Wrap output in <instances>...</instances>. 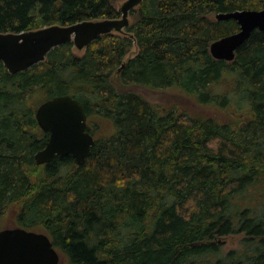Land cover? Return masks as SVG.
Segmentation results:
<instances>
[{
    "label": "trees",
    "instance_id": "trees-1",
    "mask_svg": "<svg viewBox=\"0 0 264 264\" xmlns=\"http://www.w3.org/2000/svg\"><path fill=\"white\" fill-rule=\"evenodd\" d=\"M115 1L0 0V32L120 18ZM262 8L144 0L123 32L81 55L69 42L24 71L0 61V229L44 231L69 264H264V32L231 62L210 53L239 30L216 14ZM117 82L177 89L219 115L167 108ZM61 94L83 103L96 140L82 165L35 159L49 136L36 109Z\"/></svg>",
    "mask_w": 264,
    "mask_h": 264
},
{
    "label": "water",
    "instance_id": "water-1",
    "mask_svg": "<svg viewBox=\"0 0 264 264\" xmlns=\"http://www.w3.org/2000/svg\"><path fill=\"white\" fill-rule=\"evenodd\" d=\"M143 1L125 0L120 7V18L54 24L19 33L0 32V61L9 72L16 73L44 61L59 45L72 42L78 49H84L101 35L123 32L130 25V11ZM216 18L236 20L239 30L211 43L210 53L215 59L233 61L238 48L254 30L264 32V8L220 12ZM36 119L41 129L49 134L45 147L35 154L38 164L71 155L82 165L92 154L96 140L89 131L88 114L78 98L71 94L49 98L37 107ZM60 257L44 231L21 226L0 229V264H59Z\"/></svg>",
    "mask_w": 264,
    "mask_h": 264
},
{
    "label": "rangeland",
    "instance_id": "rangeland-1",
    "mask_svg": "<svg viewBox=\"0 0 264 264\" xmlns=\"http://www.w3.org/2000/svg\"><path fill=\"white\" fill-rule=\"evenodd\" d=\"M125 0H116L115 4L120 9L122 4ZM212 16V15H211ZM214 17V16H212ZM74 52L81 55L85 52L84 49H78L77 47H74ZM138 52V48L136 45L133 46L131 51L128 53L126 59L134 56ZM117 85L119 89L121 90H134L140 92L142 95H144L147 99L154 103H159L162 105H165L167 108L171 107H177L179 110H188L192 113H202V114H209V115H219V112L216 109L209 108V106H205L201 103H198L194 97L185 95L178 91L177 89L168 88L166 90H154L146 87H140V86H122L120 83L117 82ZM110 127L109 126H103V132H99V137H104L107 135ZM15 225L13 223H10L7 227H14ZM242 238V235H231L230 237L226 238L224 249L228 251L229 249H232L234 247L238 246L239 240ZM60 262L59 264H69L67 257L60 253Z\"/></svg>",
    "mask_w": 264,
    "mask_h": 264
}]
</instances>
